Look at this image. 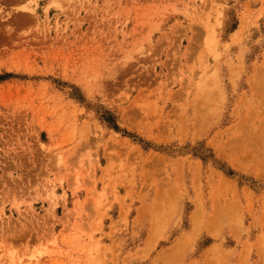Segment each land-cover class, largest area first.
I'll list each match as a JSON object with an SVG mask.
<instances>
[{
	"label": "rangeland",
	"instance_id": "rangeland-1",
	"mask_svg": "<svg viewBox=\"0 0 264 264\" xmlns=\"http://www.w3.org/2000/svg\"><path fill=\"white\" fill-rule=\"evenodd\" d=\"M0 264H264V0H0Z\"/></svg>",
	"mask_w": 264,
	"mask_h": 264
},
{
	"label": "bare ground",
	"instance_id": "bare-ground-1",
	"mask_svg": "<svg viewBox=\"0 0 264 264\" xmlns=\"http://www.w3.org/2000/svg\"><path fill=\"white\" fill-rule=\"evenodd\" d=\"M227 142V141H226ZM249 142H251V141H249ZM228 144H229V142H228ZM227 152V151H226ZM164 188V187H163ZM161 191V190H160ZM161 195V194H160ZM150 244V243H149Z\"/></svg>",
	"mask_w": 264,
	"mask_h": 264
}]
</instances>
